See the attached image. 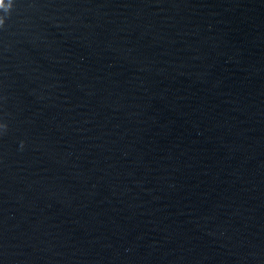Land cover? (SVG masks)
Instances as JSON below:
<instances>
[{
	"label": "clouds",
	"instance_id": "9594fccd",
	"mask_svg": "<svg viewBox=\"0 0 264 264\" xmlns=\"http://www.w3.org/2000/svg\"><path fill=\"white\" fill-rule=\"evenodd\" d=\"M4 20L3 19H0V26H3V24H4ZM0 127H6V126H4V125H0Z\"/></svg>",
	"mask_w": 264,
	"mask_h": 264
}]
</instances>
